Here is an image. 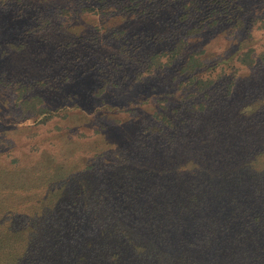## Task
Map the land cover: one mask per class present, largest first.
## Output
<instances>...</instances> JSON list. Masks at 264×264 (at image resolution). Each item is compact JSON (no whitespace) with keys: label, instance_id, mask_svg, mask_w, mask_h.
<instances>
[{"label":"rangeland","instance_id":"374dc122","mask_svg":"<svg viewBox=\"0 0 264 264\" xmlns=\"http://www.w3.org/2000/svg\"><path fill=\"white\" fill-rule=\"evenodd\" d=\"M172 5L173 14H161L154 22L111 13L109 28L132 40L124 49L128 53L113 62L131 70L124 80L120 75L116 81L107 80L106 88L117 93L111 102L104 99L105 104L122 105L126 114L111 110L102 119L101 126L109 128L103 130L105 135L78 138L77 132L70 137L78 142L62 148L61 141L51 138L57 134L54 124L59 125L52 122L42 128L38 139L43 143L30 151L25 147L31 144L29 139L23 138L24 146L15 148L10 146L15 141L7 131L0 133V171L22 169L14 177L0 180V242L5 246L0 264H33L20 238L31 228L61 246L57 264H86L88 260L98 264H264V137L258 132L243 136L237 130L238 126L242 130L247 119L264 123V74L251 73L257 65H264V33L256 22L250 32L253 36L248 38L254 42L238 47L236 42L247 35L236 31L232 21L243 17L238 14L241 8L253 19L262 18L264 0H215L209 4L200 0L191 8L188 23L180 20L185 15L183 4L173 0ZM197 9L204 13L201 23L193 11ZM7 28L0 24V110L9 108L5 117L15 119L20 118L11 109L16 89L40 75H53L60 63L47 47L38 52L7 41L9 34L20 38L23 32ZM181 36L184 45L174 57V43ZM106 39L103 42L114 43L112 38ZM248 47L253 49L254 63L238 64L240 72L246 70L239 75L231 64ZM99 49L94 58L111 53L108 47ZM142 54L154 59L156 66L152 67L161 66L156 73L143 72L147 66L146 59L138 58ZM193 54L199 60L194 67L227 65L221 60L230 57L228 69L216 70L222 78L215 85L228 93L226 98L217 100L214 95L219 93L206 97L204 90L194 89L196 83L189 86L194 76L184 67ZM212 77L216 79L215 74ZM231 78L234 84L229 89ZM252 84L261 87L243 94ZM99 87L96 83L94 91ZM150 102L153 111L145 106ZM163 108H167L165 117H158ZM152 125L157 130L149 134ZM46 136L50 139L45 140ZM93 142L102 146L96 152ZM110 142L112 150L104 151L103 145ZM242 147L247 148L246 154L241 153ZM16 156L20 165L14 168L10 160ZM244 160L245 165H234ZM253 162L258 167H252ZM33 163L32 169L25 168ZM190 194L195 195L198 208L192 205V210L183 212L179 204ZM127 213L153 228L136 246L132 258L117 261L111 253L123 240L119 234L111 239L100 234ZM52 217L55 222L48 221ZM116 225L118 233L122 228H126L123 233L132 232L129 224ZM11 233L20 235L16 238ZM137 233L132 234L138 237ZM91 238L101 245L92 251L94 258H87L90 252L85 242ZM122 238L127 240L129 235Z\"/></svg>","mask_w":264,"mask_h":264},{"label":"trees","instance_id":"16d2710c","mask_svg":"<svg viewBox=\"0 0 264 264\" xmlns=\"http://www.w3.org/2000/svg\"><path fill=\"white\" fill-rule=\"evenodd\" d=\"M90 1L91 0H0V24H5L9 27L7 29L23 31L20 38H17V35H14V33H11V35L9 34L7 41H17L22 48L28 47L35 51H41L47 47V51L52 52L54 57L57 58L58 55L59 58L56 61L60 63V68L56 71L54 69L55 72L53 75L52 73L40 75L37 79L26 82L25 86L20 87L18 90L16 89L18 93L11 109L17 111L20 118L16 117L14 119L13 117H5L7 112L9 113L10 111L9 108L0 110V133L7 131L8 137H11L13 142L15 141V144L10 146L22 148L24 146L22 139L24 138L31 141V144L27 143L25 145V147L28 146L30 151L38 149V144L43 143V139H38L41 136L42 128L52 122H57L59 125L54 124L57 129V134L51 135V138L55 141H61L62 143L60 144L62 148H67V145L73 143L70 145V147H72L78 141L72 139L70 136L75 137L76 135L74 134L77 132L79 133L78 138L105 135L107 132L103 130L106 129L109 131V128H107V125L101 126L102 122H104L102 119H105V117L107 118L111 110L115 111L116 114L119 112L126 114L122 109V105L113 103L106 105L104 101V99H107V102H111L117 93L108 87L106 88L107 80L116 81L119 79L117 75H120V80H124L126 74L131 70L129 67L116 65L113 62L119 55L123 56L128 53L124 49H127L131 45L132 40L126 37L121 31L109 28V17L111 13L120 12L126 13L127 15L132 14L134 17L150 22L158 21L161 14L170 15L175 12L172 5L173 0H95V3ZM179 1L183 4L181 12L185 14L181 16L180 20L185 21L184 23H188L190 22L188 16L191 14V8H195L200 0H178V2ZM213 1L215 0H206V4ZM88 3L90 4L89 6H87ZM97 3H100V5L97 6ZM203 4L204 2L199 6L203 7ZM171 10L174 11L170 12ZM193 11L197 12L196 18L198 19V23L203 22L205 19L203 10L197 9ZM238 14H242L243 17L241 18L238 16L236 19H232V21H235L234 29L236 31L245 36L247 35L246 38L236 42L238 47H242L254 42L248 38L253 36L250 32H252L256 22H260L259 30H262L264 33V15L262 18L255 16V19H253L249 11L245 10V8H241ZM102 18L103 20H101ZM210 19L213 18L210 17ZM166 20L170 21V18ZM164 27L169 29L167 23H165ZM108 37L112 38L114 43L103 42V40ZM183 40L184 37L181 36L174 43V57L182 50L184 45ZM127 42L129 45L126 44ZM169 43H172V38L169 40ZM11 44L12 46L14 45L13 43ZM49 46L54 47H52L53 49H49ZM102 46L110 48L111 53L107 55L108 57L94 58L98 52H101L99 48ZM252 54L253 49L248 47L244 54L236 56L233 64H231L233 68H235V73H239L240 75L246 71L240 72L237 66L238 64L242 65L247 62L250 64L254 63L251 57ZM197 57L198 56L194 54L189 56V61L186 62L184 67V70L189 73L188 75L194 76V79L189 80V86L196 83L194 89L200 88V90H204V96L206 97L209 94L219 93V95H214L217 100L226 98L228 93L218 90L216 86L222 78L221 74L217 73L216 70L220 69L221 72H223L228 69L230 67L228 66L230 65V57L221 60L222 63L227 65H196L194 67L199 61L196 59ZM138 58H142V60L146 59L144 63L147 67L142 69L146 74L156 73L161 67L160 65L152 67L156 65L153 64L154 59L151 57L147 58V56L142 54ZM257 72L264 74V65H257L251 70V73ZM213 74L216 75V79L212 77ZM233 78L229 80V89L232 84H234V81H232ZM49 79L50 81H47ZM216 81H218V83L215 85ZM63 83L64 85L61 87ZM96 83H98L100 87L97 88V91H94L93 87ZM46 86H49V88H45ZM259 87H261L260 84L250 85V87H248L250 90H247V87H245L243 94L252 93V90H257ZM234 91L238 92L237 89H234ZM151 105H153L152 102L146 103L145 106L149 107L147 109L150 111H153L155 108L151 107ZM162 110L164 111L160 112L158 117L163 114L164 118L167 108H163ZM115 118L120 120L118 115H116ZM241 129L242 130H240L239 126L237 127V130L240 131L243 136L250 133L257 134L258 132L259 135H263L262 137H264V123H260L258 120L257 122L252 119L245 120ZM91 130L92 135H88ZM150 130H157L156 125H152L149 128V134H151ZM43 138L45 140L50 139L49 136ZM245 143L247 144L246 141ZM248 143L251 144L250 142ZM111 144H113V142L107 143L106 145L102 144V149H104V151L106 149L112 150ZM7 145L8 144H6V146ZM93 145H95L92 146L95 152L102 147L98 142H93ZM14 147L9 149L13 152ZM241 149V153L247 150V148L244 149V147ZM43 152H46V150ZM244 154H246V152ZM245 162L246 160L239 161V163L235 162L234 165L238 168L241 167V165H245ZM10 163L14 168L16 167L15 164L20 165L19 157L16 156L15 159L12 158ZM34 164L35 163L25 168L29 167L32 169ZM257 165L258 162H253L251 166L255 168L258 167ZM2 166L5 167L4 164H2ZM19 170L14 172L5 170L0 171V180L3 179V177L13 176V174ZM224 188L228 187L224 186ZM216 196L218 197L220 194L216 192ZM194 197L195 195L190 194L188 200L182 202L179 200L182 203L179 205L183 212L187 211L186 208L190 211L199 204V202L194 200ZM52 206L55 207L54 205ZM51 213H53V211ZM55 219L54 217L48 218V221L53 220L55 222ZM119 219L120 218H117L112 221L106 229L101 232L100 236L104 234L105 237L103 238L111 239L112 237H118L119 234L123 241L118 243L117 248L110 253L114 255V259H117V261H125L134 256L133 254L136 252V246L141 245L139 242L141 239L143 240L145 235H148L149 230L153 227L148 223H138L131 213H127L124 218H121V220ZM116 224L119 226L121 224H129L132 232L129 229L128 232L123 233L126 228H122L118 233V226ZM31 225H34V223ZM133 232H138L140 234L137 233L138 237H134V234H132ZM105 233L108 235L106 236ZM11 235L17 238L20 234L11 233ZM128 235L129 238L127 240L122 238ZM20 236L26 246V252L30 258L33 259H30L33 264L58 263L56 256L60 254L59 250L61 246H56L53 241H50L51 239L48 240V237L45 238L38 232L34 233L32 228L26 233L23 232ZM14 241L16 242V240ZM85 245L86 250L90 252L87 258H94L92 251L99 248L101 244L97 242L95 238H91L85 242ZM0 246V252H4V244L0 242ZM130 250H132L131 255H128L127 251ZM96 263L98 264L100 262L95 260H88L86 262V264Z\"/></svg>","mask_w":264,"mask_h":264}]
</instances>
